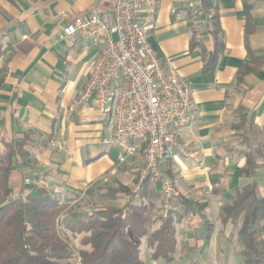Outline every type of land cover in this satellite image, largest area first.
<instances>
[{"label": "crops", "instance_id": "1", "mask_svg": "<svg viewBox=\"0 0 264 264\" xmlns=\"http://www.w3.org/2000/svg\"><path fill=\"white\" fill-rule=\"evenodd\" d=\"M188 1L158 0L141 13L148 18L149 37L163 68L176 71L192 89L193 119L179 136L190 155L175 149L164 163L176 185L170 215L175 259L183 261L195 249L200 263L192 264H241L234 224L223 225L220 212L223 201L234 200L244 182L239 175L246 162L239 152L244 146L232 127L236 111H253L254 133L259 137L264 132V0H200L214 13L200 34L192 28ZM111 4L0 0V157L13 152L14 198L47 189L63 201L91 196L111 200L102 209L115 205L123 210L142 260V247L151 252L157 248L150 239L162 236L166 225L161 182L148 177L136 189L145 154L120 162L118 150L106 143L112 133L109 115L82 99L101 42L79 39L70 44L63 34L75 18L105 13ZM216 50L219 59L210 78L204 66ZM256 180L264 197V159Z\"/></svg>", "mask_w": 264, "mask_h": 264}, {"label": "built area", "instance_id": "2", "mask_svg": "<svg viewBox=\"0 0 264 264\" xmlns=\"http://www.w3.org/2000/svg\"><path fill=\"white\" fill-rule=\"evenodd\" d=\"M158 0H112L105 13L93 11L64 26V38L101 42L102 52L89 70L82 96L101 113L108 114L111 136L106 143L125 162L140 152L145 161L140 169V189L152 177L161 182V215L167 219L174 210L176 185L164 170L167 154L190 151L180 141L182 129L193 119L191 85L174 70H165L150 41L147 16ZM193 13L192 28L200 34L214 19L200 0L188 1Z\"/></svg>", "mask_w": 264, "mask_h": 264}, {"label": "trees", "instance_id": "3", "mask_svg": "<svg viewBox=\"0 0 264 264\" xmlns=\"http://www.w3.org/2000/svg\"><path fill=\"white\" fill-rule=\"evenodd\" d=\"M150 41L157 48L155 42ZM218 59L217 50L206 59L204 70L210 78L214 77ZM246 67L242 66L238 77L243 76ZM236 117L232 127L244 146L239 149L246 160L239 169L244 182L235 190L234 200L223 201L220 219L223 225L229 221L234 224V232L242 245L241 264H264V197L258 192L256 180V172L264 159V132L259 137L254 133L253 111L237 110ZM12 168L13 152L8 151L0 157V264H45V260L58 264L54 262L70 259L72 252L54 241L50 228L43 224V210L54 208L61 197L45 189L39 194H29L25 199L14 198L10 185ZM95 215L101 226L86 240L92 250L82 252L83 264H145L140 259L138 244L127 231L130 221L123 217L122 209H106ZM171 222L169 216L162 236L150 239L151 246L158 243L155 258L159 257V249L173 244L175 247ZM210 237L211 233L207 239Z\"/></svg>", "mask_w": 264, "mask_h": 264}, {"label": "rangeland", "instance_id": "4", "mask_svg": "<svg viewBox=\"0 0 264 264\" xmlns=\"http://www.w3.org/2000/svg\"><path fill=\"white\" fill-rule=\"evenodd\" d=\"M147 180V179H146ZM142 184H144L146 182ZM140 183L139 181L135 187ZM142 186V185H141ZM176 198V195H175ZM174 198V200H175ZM75 200V199H74ZM99 197H83L77 201H61L54 208L43 210V224L50 228L52 239L62 246H66L73 256L65 261H56L58 264H83L81 254L83 251H91L92 246L86 244V240L90 237H85L90 231L96 230L101 226V222L97 220L99 211H103L102 206H108V201H102ZM107 209H119L117 206H111ZM94 215V216H93ZM101 220H104L102 218ZM87 228V231L83 232ZM91 233V235L93 234ZM174 245V244H173ZM171 245L168 248L159 249V257H155L157 248L148 251L142 247L141 258L145 264H192L200 263V254L193 249L188 251L186 259L179 261L175 259V247ZM175 250V251H174ZM45 264H50V261H44Z\"/></svg>", "mask_w": 264, "mask_h": 264}]
</instances>
